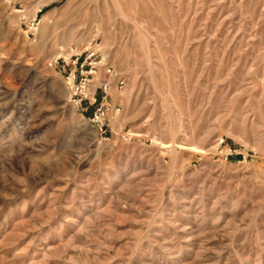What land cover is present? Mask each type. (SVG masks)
Returning a JSON list of instances; mask_svg holds the SVG:
<instances>
[{
    "label": "rangeland",
    "instance_id": "rangeland-1",
    "mask_svg": "<svg viewBox=\"0 0 264 264\" xmlns=\"http://www.w3.org/2000/svg\"><path fill=\"white\" fill-rule=\"evenodd\" d=\"M0 264H264V0H0Z\"/></svg>",
    "mask_w": 264,
    "mask_h": 264
},
{
    "label": "built area",
    "instance_id": "built-area-1",
    "mask_svg": "<svg viewBox=\"0 0 264 264\" xmlns=\"http://www.w3.org/2000/svg\"><path fill=\"white\" fill-rule=\"evenodd\" d=\"M103 55L97 45L78 50L69 47L67 56L58 55L49 62L71 84V100L82 112L88 114V121L99 131L105 132L109 127L111 113L119 111L110 101L112 79H116V88L122 89L125 81L110 67L106 68L108 79H103L92 89L93 78L103 65Z\"/></svg>",
    "mask_w": 264,
    "mask_h": 264
}]
</instances>
